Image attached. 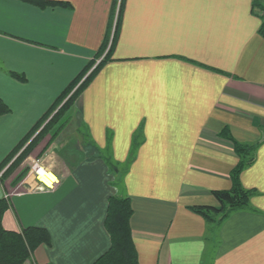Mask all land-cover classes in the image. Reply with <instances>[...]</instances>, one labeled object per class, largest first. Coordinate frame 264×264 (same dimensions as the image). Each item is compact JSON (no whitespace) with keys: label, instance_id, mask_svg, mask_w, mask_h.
Masks as SVG:
<instances>
[{"label":"crops","instance_id":"obj_1","mask_svg":"<svg viewBox=\"0 0 264 264\" xmlns=\"http://www.w3.org/2000/svg\"><path fill=\"white\" fill-rule=\"evenodd\" d=\"M52 1L63 4L0 0V99L10 109L0 115V166L111 44L115 0ZM255 2L264 7V0H125L110 59L66 125L18 167L41 149L64 161L54 164V189L28 174L7 200L5 229L40 226L51 235L24 264H94L111 246L112 195L131 199L139 264H264V142L241 173L254 192L249 208L221 224L190 208L217 207L213 192L232 187L240 159L225 129L243 144L264 139ZM17 175L1 184L0 197Z\"/></svg>","mask_w":264,"mask_h":264},{"label":"trees","instance_id":"obj_2","mask_svg":"<svg viewBox=\"0 0 264 264\" xmlns=\"http://www.w3.org/2000/svg\"><path fill=\"white\" fill-rule=\"evenodd\" d=\"M42 7L63 4L52 0H25ZM125 0H115V7H118L115 30L109 50L90 72L97 60L107 49L109 42L106 40L96 58L87 68L73 80L70 85L57 98L52 107L38 121L29 135L20 142L13 152L5 159L0 166L1 182L18 170V167L29 156L38 143L51 133L54 137L66 125L69 120V112L84 88L93 79L100 68L110 59V52L114 47L118 26L123 11ZM259 8V14L263 18L260 32L264 35V7L255 2ZM15 77L25 80L23 75L14 74ZM9 107L0 99V115L9 112ZM38 134L32 136L38 131ZM234 145L235 152L239 156V162L231 171L232 187L229 190H217L213 194L219 201V206H192V211L202 215L208 222L221 224L233 212L249 208L253 190L246 189L241 182V173L256 159L257 149L264 139L256 144H243L233 138L228 129L222 132ZM31 139V140H30ZM8 166V167H7ZM7 167V168H5ZM27 174V169L22 170L14 181L19 182ZM9 207V203L0 197V264H24L32 258L36 249L41 245L51 243V235L46 228L40 226H29L22 231H10L3 226V216ZM133 215L131 199L112 195L109 198L108 211L105 219V226L111 237V246L107 252L100 256L94 264H139L137 249L133 240L130 224Z\"/></svg>","mask_w":264,"mask_h":264},{"label":"rangeland","instance_id":"obj_3","mask_svg":"<svg viewBox=\"0 0 264 264\" xmlns=\"http://www.w3.org/2000/svg\"><path fill=\"white\" fill-rule=\"evenodd\" d=\"M69 153V152H68ZM33 158V159H32ZM32 158H29L28 160H26L25 162H24V164H23V168H18V170H17V172H18V174L22 171V170H25V169H27V174L25 175V177L23 178V179H21L19 182H21V181H26V179H28V174H29V172H30V170H31V168H32V163H33V161L34 160H36V159H39L40 160V162H41V164L42 165H44V166H46L47 168H49V169H51L53 172H55L56 173V171H55V168H54V164H56V165H58V166H60V165H62V164H64V161L63 160H61L60 158L58 159V158H56V159H52V158H48L47 157V159H46V155L44 154V153H42V149L41 150H39V152L38 151H36L35 152V154L32 156ZM57 167V166H56ZM57 174V173H56ZM1 175H2V173H0V178H1ZM9 178V177H8ZM60 179V178H59ZM19 182H17V183H19ZM16 183V184H17ZM1 184H4V181H2L1 182V179H0V186H1ZM8 184V183H7ZM16 184H14V185H12L11 187H10V185L8 184V185H4V186H7V187H9V190L8 191H6V193H4V195H3V198H5L6 200H9V197L11 196V194L12 193H14V192H16L18 189H19V187L17 186V187H15L14 188V186H16ZM23 187H21L20 189H22ZM9 192V193H8Z\"/></svg>","mask_w":264,"mask_h":264},{"label":"built area","instance_id":"obj_4","mask_svg":"<svg viewBox=\"0 0 264 264\" xmlns=\"http://www.w3.org/2000/svg\"><path fill=\"white\" fill-rule=\"evenodd\" d=\"M41 171H43L44 173L52 172L56 176L57 179L55 181H53L51 183V185L47 184L46 182L42 181L39 178V176L41 174ZM29 175L35 178V180L39 184V188H44V189H47V190L54 189L59 184V181H60L59 176L55 172H53L51 169H49L46 166L42 165L39 159H36V160L33 161L32 168H31V170L29 172Z\"/></svg>","mask_w":264,"mask_h":264},{"label":"bare ground","instance_id":"obj_5","mask_svg":"<svg viewBox=\"0 0 264 264\" xmlns=\"http://www.w3.org/2000/svg\"><path fill=\"white\" fill-rule=\"evenodd\" d=\"M39 178L46 182L47 184H50L55 181L57 178L56 176L52 173V172H48V173H44L43 171H41V174L39 176Z\"/></svg>","mask_w":264,"mask_h":264}]
</instances>
